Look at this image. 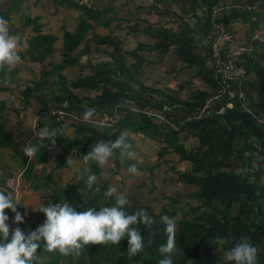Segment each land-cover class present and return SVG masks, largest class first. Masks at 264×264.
<instances>
[{
    "label": "trees",
    "instance_id": "16d2710c",
    "mask_svg": "<svg viewBox=\"0 0 264 264\" xmlns=\"http://www.w3.org/2000/svg\"><path fill=\"white\" fill-rule=\"evenodd\" d=\"M21 1L9 0L10 7L1 9L0 17L10 21V8ZM52 1L70 4L79 11V19L74 30H63L62 47L58 49L60 61L43 65L39 76L29 79L20 90V108L26 110L37 105L39 120L27 127L20 118L11 127L8 112L13 107L0 97V150L10 149L11 157L19 160L21 168L19 175L11 169L1 171L0 190L18 198L15 188L8 186L12 177L13 183L17 179L25 182V189L42 188L43 205L68 201L77 212L88 207L99 210L114 206V198L104 196L110 184L96 164L90 166L97 175L92 190L86 187L85 167L78 170L75 179L58 188H53L56 181L51 173L37 177L34 171L37 164L53 162L55 170L68 167L67 159L80 156L83 161L91 146L101 140L114 142L122 132L128 133L136 152L138 147L129 135L134 133L151 144L155 142L157 160L147 166L149 183L140 181L132 189L122 188L117 194L130 201L125 208L128 214L146 210L154 223L151 228L143 224L135 226L143 237L144 248L131 261L126 258L125 237L119 246L89 245L78 257L47 252L41 241L37 250L39 259L34 264H52V259L53 264H158L163 258L159 248L167 242L165 224L161 221L165 215L176 223L173 264H234L226 260L225 252L242 237H247L258 249L257 264H264V0H234L230 4L228 0H152L149 12L158 14L156 22L134 18L138 13L117 6L118 0H108V4L100 6L76 0ZM118 7L123 8L122 13ZM186 13L191 14L190 21L184 18ZM21 23V29L9 27V34L21 37L18 51L21 60L45 64L57 49V36L44 30L40 15L26 13ZM122 23L127 24L130 32L138 30L157 38L154 48L163 56L170 47L174 48L177 59L185 65L183 68L189 70L190 79L174 89L144 86L138 74L142 60L138 49L123 50V41L114 34ZM236 23L240 30L248 32L246 43L242 45L241 38L238 46L233 43L232 47L230 42L235 40L238 30L234 29ZM28 26L30 34L23 32ZM97 27L107 32L102 34ZM219 35L228 38L220 43ZM91 40L96 44L94 51L89 44ZM144 46L147 50L152 48L139 44ZM83 56L85 61L80 62ZM128 57L135 62L131 63ZM77 64L87 67V71L69 79L64 70ZM5 70L0 69V92L8 89L3 82ZM18 71V67L9 71L11 81ZM193 79L202 86L194 84ZM187 86L189 94L182 97L181 92ZM89 108H95L96 115L92 122L85 123L83 114ZM147 111L164 119H156ZM44 126L62 129L63 134L51 149L46 140L45 146L29 161L24 149L38 144L37 134ZM187 140H191L189 146L185 144ZM168 154H175L177 162L188 166L176 169ZM111 159L115 172H122V164L129 165L128 160H120L118 150ZM163 161L175 170V181L189 188L186 193L177 189L162 198L154 196L155 173ZM139 162L138 170L143 168ZM77 176L83 178L78 180ZM24 196L25 192H20L19 200ZM160 203L157 211L154 204ZM21 205L20 202L18 206ZM177 215L179 219H175ZM45 220L40 212L29 229L22 231L27 235ZM9 226L10 240L16 225Z\"/></svg>",
    "mask_w": 264,
    "mask_h": 264
},
{
    "label": "rangeland",
    "instance_id": "374dc122",
    "mask_svg": "<svg viewBox=\"0 0 264 264\" xmlns=\"http://www.w3.org/2000/svg\"><path fill=\"white\" fill-rule=\"evenodd\" d=\"M80 3H94L98 6L108 4V0H76ZM151 1L152 0H118L116 5H123L125 10H130L132 13L137 12L134 18L137 17H144L145 19L156 22L158 18L157 13L149 12L151 9ZM234 0H228V4L233 2ZM258 5L261 1L257 2ZM6 7H10L9 0H0V10L5 9ZM119 11L122 13L123 8L118 7ZM11 10V20L9 21V27L21 29L22 28V16L26 13H29L31 16L33 15H40L41 21L44 23V30L47 32H51L57 36V41L55 42V49L54 53L48 57L45 61V64L42 63H33L28 60H21V62L16 66L19 68V71L13 76V81H11L12 76L9 75V71L11 69L6 68L5 72L6 75L4 77V85L8 87L5 92H0V97L5 98L8 101V104L13 107L12 111H9V117L11 119L10 126H14L18 119H22L23 125H33L35 120L41 117V113H38L37 105H32L28 107L26 110L20 108V90L26 85V82L34 78L35 75L39 76V71L41 70L43 65H48L50 62H59L61 59V55L58 49L62 47V38H63V30H74L77 25L79 19V11L72 7L70 4H58L53 2L52 0H22L18 6L14 8H10ZM190 13L184 14L185 19H189ZM180 17V16H179ZM164 20L165 18L162 17ZM143 25L145 23L142 22ZM141 25V26H143ZM170 26V23H168ZM146 26V25H145ZM117 33H114L117 37H119L123 43L122 48L123 50H131V49H138V55L142 57L141 62L138 65V74H140L141 82L144 86L147 87H154V88H176L179 83L185 82L190 79L188 69L183 68L185 66L181 63L174 52V48H169V51L165 56L158 50L154 48L155 41L157 38H152L151 35L147 33H143L140 31H129V28L126 23H122L119 27ZM97 31L99 30L100 33L104 34L107 32L106 29L102 27H97ZM234 29H238L235 34V40L231 41L232 47L233 43L237 44L240 42L242 38V45L246 43L244 38L247 37L248 30H240L239 23L234 25ZM31 26L24 27L23 32L30 34ZM22 33V32H21ZM20 34V32H19ZM259 32L256 30L255 35H258ZM220 39L218 42H225L228 38L227 35H219ZM218 36V37H219ZM87 38H90V34H88ZM143 43L149 47H152L150 50H147L146 47H139V44ZM90 47L92 51L95 50L96 44L94 41H89ZM18 48V51L20 50ZM22 48L25 49V46L22 44ZM218 52V49H217ZM217 54V53H216ZM215 54V55H216ZM134 57V56H133ZM85 56L80 58V62L85 61ZM92 58H97L92 56ZM106 58V57H101ZM128 60L132 63L135 62L134 58L128 57ZM220 61V57H217L216 62ZM87 71V67H82L80 64L73 66V68L66 69L64 72L66 75L71 79L75 77L76 74L85 73ZM233 73V71L231 72ZM192 82L196 85L202 86V83L197 80L193 79ZM138 87V86H136ZM189 94V87L187 86L182 92L181 95L187 96ZM17 111H19L17 113ZM18 114V115H17ZM130 138L133 139V142L136 147H138V151H136V159L135 160H128L129 165L122 164L121 169L122 172H115L116 166L113 165L112 159L110 158L108 164L98 167L100 170V174L107 179L110 186H114L117 188V193L121 191L122 188H130L132 189L135 187L140 181H146L149 183L148 178V170L147 166H151L153 162L157 160V147L153 146L155 142H149L147 140H143L142 135H137L134 133H129ZM191 140H187L185 142L186 146H189ZM168 158H170L171 164L176 166V169H184L188 166L187 163L177 162V156L175 154H168ZM139 160H141V166L143 168L139 169V175H130L127 171L128 167L132 164H136L138 167L140 165ZM75 163L71 166H68L63 169H55L53 168V162L47 164H37L35 168V175L40 177H46L48 174L51 173L52 178L56 181V184L53 188H58L62 185H65L67 181H71L76 178V174L81 167H85L82 163V159L80 156L76 158ZM169 164L165 163L164 161L159 164L157 167L158 171L155 173V183L154 185L157 186L154 196L157 198L165 197L168 194L174 193L177 189L181 192V194L186 193L189 188L179 181H175V170L169 168ZM110 168H112L110 170ZM11 169L13 173L20 174L21 168L19 166V160L16 158L11 157V150L10 149H3L0 150V173L3 170ZM163 173V175H162ZM15 179V178H14ZM165 179V181L163 180ZM12 177L8 179V186L9 189L15 188V194L20 196V192H25V196L21 201L22 205H17V211L23 217V223L19 224V228L21 230H28L29 225L33 223L37 216L40 215L39 209L43 205L44 197L42 194L44 193L43 189L40 188L37 191L33 189H25L26 183H22L21 179L15 180L12 182ZM101 182V179H98ZM52 188V187H50ZM50 189H48L49 191ZM137 193H135V197ZM147 201V198H144ZM20 201V200H19ZM154 203V202H152ZM162 203L154 204L157 207V211L160 209ZM6 215L9 216V220L7 223L16 225L14 222L15 220V213L11 212V210H6ZM175 219H179V215L175 217ZM54 263V259H52V264Z\"/></svg>",
    "mask_w": 264,
    "mask_h": 264
},
{
    "label": "clouds",
    "instance_id": "9594fccd",
    "mask_svg": "<svg viewBox=\"0 0 264 264\" xmlns=\"http://www.w3.org/2000/svg\"><path fill=\"white\" fill-rule=\"evenodd\" d=\"M20 43L19 35L9 34V21L0 17V69H12L21 62V56L18 54ZM147 114L155 115L156 119H164L162 115L152 111H147ZM95 115V108H89L83 114V121L90 123ZM62 134V129H50L44 126L37 134L38 144L25 147V156L29 158V161L34 158L40 148L45 146L46 140L51 149L55 146L59 135ZM117 150L122 162L136 159V152L133 150L127 132H122L114 142L103 140L97 142L91 146L87 154L83 155L82 163L87 172L85 183L88 190H92L97 182V175L91 171L90 166L96 164L100 168L108 164ZM74 163L73 159L66 161L69 166ZM127 171L130 175H139L136 164L130 165ZM82 178L77 176L78 180ZM96 191L98 192L99 188H96ZM104 196L114 198V206H103L99 210L88 207L87 210L77 212L68 201L49 202L47 205H42L39 212L45 215V222L27 235L16 227L11 230L9 240L10 226L7 223L9 216L6 215V210L15 213L14 222L16 224L23 223V217L17 211V205L21 201L15 199L11 193L0 190V264H34L39 259L37 250L41 248V241L47 252L58 251L65 257H78L89 245L119 246L125 237L128 238L126 258L131 261L144 248L143 237L135 226L143 224L151 228L154 220L146 210L128 214L125 208L130 201L125 195L117 194V188L114 186H109ZM161 221L165 224L167 242L159 248V253L163 258L158 264H173L172 257L176 254V223L167 215L162 216ZM225 257L227 261L234 262V264H257L258 249L250 243L247 237H242L234 247L225 252Z\"/></svg>",
    "mask_w": 264,
    "mask_h": 264
},
{
    "label": "water",
    "instance_id": "95a60500",
    "mask_svg": "<svg viewBox=\"0 0 264 264\" xmlns=\"http://www.w3.org/2000/svg\"><path fill=\"white\" fill-rule=\"evenodd\" d=\"M249 103H250V99L247 98V99H246V104L248 105Z\"/></svg>",
    "mask_w": 264,
    "mask_h": 264
},
{
    "label": "built area",
    "instance_id": "2783aa9c",
    "mask_svg": "<svg viewBox=\"0 0 264 264\" xmlns=\"http://www.w3.org/2000/svg\"><path fill=\"white\" fill-rule=\"evenodd\" d=\"M217 53V54H216ZM214 54H216V55H218V52L217 51H215V53Z\"/></svg>",
    "mask_w": 264,
    "mask_h": 264
},
{
    "label": "crops",
    "instance_id": "0c3cea01",
    "mask_svg": "<svg viewBox=\"0 0 264 264\" xmlns=\"http://www.w3.org/2000/svg\"><path fill=\"white\" fill-rule=\"evenodd\" d=\"M262 30H264V29H262Z\"/></svg>",
    "mask_w": 264,
    "mask_h": 264
}]
</instances>
